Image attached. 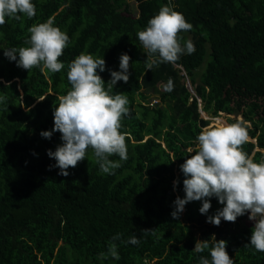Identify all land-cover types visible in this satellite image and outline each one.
<instances>
[{
    "label": "trees",
    "instance_id": "1",
    "mask_svg": "<svg viewBox=\"0 0 264 264\" xmlns=\"http://www.w3.org/2000/svg\"><path fill=\"white\" fill-rule=\"evenodd\" d=\"M34 3L33 18H6L0 25V95L6 97L0 105V264H197L208 253H196L195 242L211 244L214 236L227 241L233 264H264V252L246 246L253 228L243 222L247 213L218 226L206 222L223 207L212 197L207 214L196 200L171 216L173 201L185 195L179 165L210 123L201 111L213 119L234 115L229 124L240 115L250 138L240 147L256 161L264 157V0L173 1L192 25L178 34L181 43L190 38L195 51L152 70L145 69L147 54L136 33L166 0ZM49 18L70 38L58 58L64 68L28 71L4 56L3 48L27 46L28 27ZM81 52L105 59L99 73L105 83L110 70H119L121 53L131 58L129 80L113 89L128 98L120 129L128 159L111 175L99 172L90 150L69 175H59L49 167L55 160L47 150L62 143L61 134L40 135L53 128L58 97L70 88L67 64ZM116 233L119 259L100 258ZM133 235L138 244L123 242Z\"/></svg>",
    "mask_w": 264,
    "mask_h": 264
},
{
    "label": "clouds",
    "instance_id": "2",
    "mask_svg": "<svg viewBox=\"0 0 264 264\" xmlns=\"http://www.w3.org/2000/svg\"><path fill=\"white\" fill-rule=\"evenodd\" d=\"M36 15L34 0H0V25L5 19L20 21L22 17L31 19ZM192 25L182 13L175 10L171 0L162 4L158 12L150 17L146 27L138 30L136 36L147 59L145 69L152 70L161 63H175L181 55L195 51L194 42L183 40L179 33L190 30ZM25 45L3 48L9 61H15L22 69L30 71L39 68L42 73L58 72L65 67L58 59L68 47L70 38L54 24L52 18L28 27ZM130 56L121 53L119 70H110V79L105 83L100 72L105 70V59L81 52L67 64L69 90L58 97L59 103L53 109L54 125L51 130H42L40 135L50 139L58 131L62 143L47 155L55 164L49 167L59 169V175H69L70 166L85 158L90 150L102 174H114L115 169L128 159L125 135L120 131L122 119L129 114L128 98L123 93L114 92L118 81L129 80ZM99 69V71H97ZM168 81L167 90H172ZM40 98L38 100H43ZM6 101L0 95V105ZM248 125L243 119L227 124L217 122L201 129L196 136L195 147L187 149L188 155L179 165L183 176V198L173 201L171 216L176 218L191 201H201L199 212L207 214L211 208L210 198H217L223 205L214 215H207L206 222L219 225L222 220L235 222L238 217L248 214L254 221L250 246L255 251L264 252V157L254 160L240 147L248 140ZM116 156L114 160L111 157ZM179 181H173L175 188ZM148 231V230H145ZM116 233L108 243L107 252L99 253L100 258L119 259L117 245L120 239ZM125 243L138 244L133 235ZM227 241L197 240L194 251L208 255L199 256L197 264H233L226 250Z\"/></svg>",
    "mask_w": 264,
    "mask_h": 264
},
{
    "label": "rangeland",
    "instance_id": "3",
    "mask_svg": "<svg viewBox=\"0 0 264 264\" xmlns=\"http://www.w3.org/2000/svg\"><path fill=\"white\" fill-rule=\"evenodd\" d=\"M129 4H130V12H131V14H132L133 16H136V15L138 14V11H137V4H136L134 1H130ZM207 59H208V57H207ZM207 59H206L205 62H207ZM203 69H204V67H203ZM149 100H150V102H151L152 104H154V102L156 101V97H154V96H149ZM202 117H204V118L207 119V120L209 119V121H210L209 125H210V124H215V123H217V122H224V123L229 124V123H228L229 118H234L235 116H234V115H227V114H224V113H220L219 117L216 118V119H213V118H210V117H205V115H202ZM238 119H242V117L239 115V116H238ZM248 140H250V138H248ZM243 222H244L246 225H248V226H252V227L254 226V221L249 220V218H248V214H247V216L243 219ZM198 232H199V231H198V229H197V233H198Z\"/></svg>",
    "mask_w": 264,
    "mask_h": 264
},
{
    "label": "built area",
    "instance_id": "4",
    "mask_svg": "<svg viewBox=\"0 0 264 264\" xmlns=\"http://www.w3.org/2000/svg\"><path fill=\"white\" fill-rule=\"evenodd\" d=\"M167 1V3H168V0H166ZM173 1H175V0H171V2H173ZM201 114L202 115H205L202 111H201ZM205 117H207L206 115H205ZM204 118V117H203ZM205 119V118H204ZM216 119V118H215Z\"/></svg>",
    "mask_w": 264,
    "mask_h": 264
},
{
    "label": "water",
    "instance_id": "5",
    "mask_svg": "<svg viewBox=\"0 0 264 264\" xmlns=\"http://www.w3.org/2000/svg\"><path fill=\"white\" fill-rule=\"evenodd\" d=\"M188 87L190 88V91L193 93L192 88L190 87V85L188 84ZM254 142H256V140H254Z\"/></svg>",
    "mask_w": 264,
    "mask_h": 264
},
{
    "label": "bare ground",
    "instance_id": "6",
    "mask_svg": "<svg viewBox=\"0 0 264 264\" xmlns=\"http://www.w3.org/2000/svg\"><path fill=\"white\" fill-rule=\"evenodd\" d=\"M249 138V137H248Z\"/></svg>",
    "mask_w": 264,
    "mask_h": 264
}]
</instances>
